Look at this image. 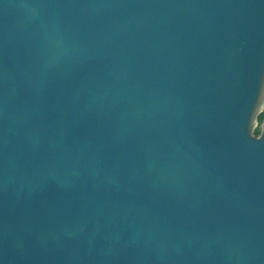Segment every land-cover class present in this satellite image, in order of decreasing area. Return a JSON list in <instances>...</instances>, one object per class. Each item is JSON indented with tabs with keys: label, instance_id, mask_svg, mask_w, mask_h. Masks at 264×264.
I'll return each instance as SVG.
<instances>
[{
	"label": "water",
	"instance_id": "obj_1",
	"mask_svg": "<svg viewBox=\"0 0 264 264\" xmlns=\"http://www.w3.org/2000/svg\"><path fill=\"white\" fill-rule=\"evenodd\" d=\"M264 0H0V264H264Z\"/></svg>",
	"mask_w": 264,
	"mask_h": 264
},
{
	"label": "trees",
	"instance_id": "obj_2",
	"mask_svg": "<svg viewBox=\"0 0 264 264\" xmlns=\"http://www.w3.org/2000/svg\"><path fill=\"white\" fill-rule=\"evenodd\" d=\"M264 119V111H262L260 114H259V116H258V120H259V124H258V126L255 128V130H254V133L256 134V135H258L259 133H260V123H261V121Z\"/></svg>",
	"mask_w": 264,
	"mask_h": 264
}]
</instances>
